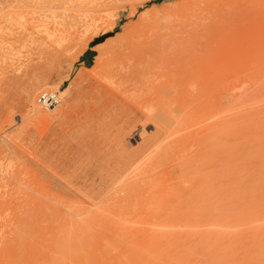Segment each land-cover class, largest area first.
<instances>
[{
  "label": "rangeland",
  "instance_id": "374dc122",
  "mask_svg": "<svg viewBox=\"0 0 264 264\" xmlns=\"http://www.w3.org/2000/svg\"><path fill=\"white\" fill-rule=\"evenodd\" d=\"M0 264H264V0H0Z\"/></svg>",
  "mask_w": 264,
  "mask_h": 264
},
{
  "label": "built area",
  "instance_id": "2783aa9c",
  "mask_svg": "<svg viewBox=\"0 0 264 264\" xmlns=\"http://www.w3.org/2000/svg\"><path fill=\"white\" fill-rule=\"evenodd\" d=\"M36 104L44 108H51L56 106L60 98L57 92L53 91H42L36 97Z\"/></svg>",
  "mask_w": 264,
  "mask_h": 264
},
{
  "label": "crops",
  "instance_id": "0c3cea01",
  "mask_svg": "<svg viewBox=\"0 0 264 264\" xmlns=\"http://www.w3.org/2000/svg\"><path fill=\"white\" fill-rule=\"evenodd\" d=\"M94 52L89 48L85 50L80 56V63L83 64L84 67H88L90 62H92Z\"/></svg>",
  "mask_w": 264,
  "mask_h": 264
},
{
  "label": "bare ground",
  "instance_id": "6f19581e",
  "mask_svg": "<svg viewBox=\"0 0 264 264\" xmlns=\"http://www.w3.org/2000/svg\"><path fill=\"white\" fill-rule=\"evenodd\" d=\"M184 50V49H183ZM148 61V60H147ZM149 67V66H148ZM154 68V67H153ZM141 73H143V72H141ZM147 73V72H146ZM152 74V73H151ZM184 75V74H183ZM145 76V75H144ZM141 78H144V77H141ZM120 79V78H119ZM136 79V78H135ZM134 79V80H135ZM144 79H146V78H144ZM143 79V80H144ZM129 80H130V78H129V75H125V77H124V80H122V82H125L124 83V85L126 84V82L128 83L129 82ZM140 80V79H139ZM121 81V80H120ZM132 82V81H131ZM135 82V81H134ZM144 82V81H143ZM138 83V82H137ZM131 85V84H130ZM136 87V86H135ZM151 87V86H150ZM195 88V87H194ZM60 93L62 94L63 93V91L62 90H60ZM55 107V106H54ZM51 108H53V107H51ZM51 108H46V109H51Z\"/></svg>",
  "mask_w": 264,
  "mask_h": 264
}]
</instances>
